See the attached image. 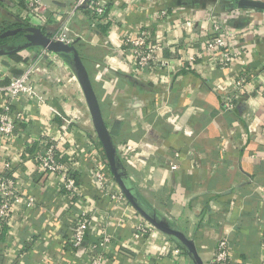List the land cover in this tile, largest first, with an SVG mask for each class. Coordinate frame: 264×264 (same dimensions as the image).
I'll list each match as a JSON object with an SVG mask.
<instances>
[{"label": "crops", "instance_id": "obj_1", "mask_svg": "<svg viewBox=\"0 0 264 264\" xmlns=\"http://www.w3.org/2000/svg\"><path fill=\"white\" fill-rule=\"evenodd\" d=\"M75 1L40 0L33 13L25 0H0V16L3 21L24 19L52 37L59 24L55 10L66 12ZM98 1L111 16L92 28L87 9L81 7L72 19L70 36L105 123L109 128L119 123L114 144L131 141L134 146L128 147V154L146 160V165L133 166L122 161L139 196L194 242L202 264H218L213 258L220 239L228 242L223 264H259L264 236V204L258 189L264 185V10L226 19L228 4L236 0ZM161 10L168 15L158 19ZM209 15L243 31L233 44L238 57L228 69H221L209 55L185 69L180 60L197 52L210 36ZM185 21H191L186 31L178 26L165 32L171 45L157 52V79L135 72L120 50L123 38L141 28L155 33ZM38 51L28 49L26 55L32 52V57L19 62L0 58V84L20 75L13 70L23 71V64ZM56 67L46 61L34 74L36 97L11 100L0 93V110L9 103L12 112L26 116L0 143V170L4 162L10 164L20 196L0 230V264H90V246L102 234L110 237L96 251L104 256L103 264H191L185 252L175 253L171 237L158 230L134 239L133 227L144 219L130 204H118L100 190L91 174L97 139L86 119L73 118L76 111L84 118L89 115L84 98L68 80L69 72ZM243 68L255 80L246 85L234 110L226 112L222 97L230 89L228 75ZM70 120L64 159L70 160L77 178L76 196L60 188L57 175L40 173L33 161L41 134L58 138L64 135L59 127ZM29 198L32 206L26 205ZM84 210L89 229L82 246L72 248L70 226Z\"/></svg>", "mask_w": 264, "mask_h": 264}, {"label": "built area", "instance_id": "obj_2", "mask_svg": "<svg viewBox=\"0 0 264 264\" xmlns=\"http://www.w3.org/2000/svg\"><path fill=\"white\" fill-rule=\"evenodd\" d=\"M263 1L264 0H259ZM26 9L37 13L35 8L40 5V0H25ZM81 7H85L89 13L90 26L95 28L98 24L104 22L107 16H111L107 11L106 5L98 0H76L73 7L66 12L55 10V16L59 20L58 28L56 33L51 37L53 40H59L66 44H71L73 38H71V22L73 17L76 15L77 10ZM230 14L225 16L226 19H233L236 16H243L246 12H253L254 9L248 8H230ZM168 14L165 10H161L158 14L159 18L166 17ZM209 27V37L204 39L199 45V50L197 52H192L186 58L180 60V64L185 69H192L195 60L199 57L206 55L211 56L216 60V64L221 69H228L232 64L233 60L238 57V52L233 49V44L238 42L243 31L239 28L233 26H225L222 23L221 17H216L209 15L206 19ZM191 21H185L181 25L177 22H173L166 29H159L155 33L147 28H141L136 34L127 35L123 38L122 48L120 49L122 54H124L129 62V64L134 68L135 72L143 74L150 78L152 81L157 79V68H158V58L157 52L162 50L171 43L166 40V31H172L178 26H181L183 30H187L190 27ZM32 57V52L27 53L26 57L29 59ZM50 61L57 64V67L67 68V64L59 58L56 54L46 51L45 49L39 48L36 58H34L29 63H24L23 71L20 75L13 76L5 84H0V93L6 94L8 99L18 98L20 95L26 96H37V87L34 80V74L42 71V67L46 61ZM261 71V70H260ZM229 90L222 97L223 110L230 112L234 110L237 103L243 100L246 85L253 79L249 72L244 68L240 73L234 76H229ZM72 81L73 85L76 86L77 92L83 99V94L79 83L74 74L69 73V79ZM62 95L68 96L62 90ZM39 99V97H38ZM39 101H42L41 99ZM83 113L76 111L73 114V118L80 119L83 118ZM26 116L21 112H12L10 109V104L7 103L0 110V143L13 132L15 123H20L24 121ZM85 122H89L90 118L86 119ZM70 121L62 124L59 129L60 133L64 135H59L58 138L48 137L45 134H41L40 139L36 142V147L33 152V161L37 166L40 173L44 174H55L59 177L60 188L70 195L76 196L78 193V184L73 177V172L70 168V160L65 159L63 162H59V158H64L66 153L64 139L65 132L67 130ZM91 125V124H90ZM134 146V143L127 141L124 144L116 146L117 155L121 161H126L130 165H146L145 158L141 156L129 155L128 147ZM93 166L91 174L95 179L100 190L106 195L110 194V198L113 199L118 204L128 205V201L120 191H112L113 186H118L112 177L108 164L104 159V154L102 148L99 145H93ZM153 167H150L152 170ZM12 168L9 163L4 162L2 170H0V230L5 227L8 223V218L12 213L13 204L18 203L20 196L15 189L14 177L11 172ZM258 189L262 191L261 200L264 204V185L258 186ZM27 206L33 205V199L29 198L26 202ZM88 226V214L87 211H81L78 213L72 224L70 226V246L72 248H80L85 241ZM155 228L150 225L147 221L141 220L140 223L133 227V238L139 239L141 237L149 236L150 233L155 232ZM110 242V237L107 234H102L95 244L90 246L91 253L89 255L90 264H103L104 256L101 253L96 252L99 248L105 246V244ZM171 243L172 242H165ZM260 248V261L259 264H264V236L259 244ZM176 254H182L184 251L178 246L174 247ZM228 256V242L225 239H220L216 251L214 254V263L223 264L226 262Z\"/></svg>", "mask_w": 264, "mask_h": 264}, {"label": "water", "instance_id": "obj_3", "mask_svg": "<svg viewBox=\"0 0 264 264\" xmlns=\"http://www.w3.org/2000/svg\"><path fill=\"white\" fill-rule=\"evenodd\" d=\"M229 7L248 8L264 10V2L259 0H236L235 3L230 2ZM24 32L23 42L11 43L0 47V56L17 53L28 48H42L46 51L52 52L58 56H65L68 63L79 83L87 110L90 116L91 126L94 135L102 148L103 154L106 158L110 173L117 183L120 191L131 207L150 225H152L159 232L175 239L183 248V251L188 256L191 264H202L194 242L189 239L180 229L172 225L165 218L159 216L151 208H149L139 196L135 186L128 178L122 161L117 155L116 145L114 144L108 126L106 125L102 116L99 103L93 89L88 72L79 56L75 47V42L66 44L59 40H53L50 36L43 33L42 30L35 26L29 25L25 28L16 27L5 30L0 37H10L16 35L18 32ZM14 72L21 74L22 70L16 69ZM127 78L133 83L145 86V84L132 76Z\"/></svg>", "mask_w": 264, "mask_h": 264}, {"label": "trees", "instance_id": "obj_4", "mask_svg": "<svg viewBox=\"0 0 264 264\" xmlns=\"http://www.w3.org/2000/svg\"><path fill=\"white\" fill-rule=\"evenodd\" d=\"M230 1H234V0H230ZM14 23H16V26L17 27H22V28H25V27H27V26H29L30 24H29V22L28 21H26V20H24V19H15L14 20ZM15 26V27H16ZM9 28V27H8ZM23 35H24V32L22 31V32H18L16 35H14V36H10V37H12L13 38V40L14 41H12V42H10V43H14V42H23L24 41V38H23ZM49 36V35H48ZM30 49H33V48H29V50ZM24 51V50H23ZM9 58H11V59H13L14 61H21V60H23V59H25L26 60V52L24 53V52H17V53H12L11 55H9L8 56ZM61 58L63 59V61L65 62V63H67V64H69L68 63V59H67V57H65V56H61ZM107 125V124H106ZM108 126V125H107ZM118 126H119V123L118 122H114L113 124H112V126L109 128V131H110V135H111V137H112V139H113V136H115L116 135V133H117V129H118ZM97 141V143H98V145L100 146V143L98 142V140H96ZM114 141V140H113ZM101 147V146H100ZM104 156V155H103ZM104 159L106 160V158H105V156H104ZM58 161L59 162H63V161H65V159L64 158H59L58 159ZM107 162V161H106ZM124 166V165H123ZM125 168V167H124ZM73 177H74V179L76 180V182H77V178L74 176V174H73ZM174 242H175V244L180 248V249H182L183 250V248L181 247V245L175 240V239H173V238H171Z\"/></svg>", "mask_w": 264, "mask_h": 264}, {"label": "rangeland", "instance_id": "obj_5", "mask_svg": "<svg viewBox=\"0 0 264 264\" xmlns=\"http://www.w3.org/2000/svg\"><path fill=\"white\" fill-rule=\"evenodd\" d=\"M16 26V23H14V20H6V21H3L2 20V18H1V16H0V35H1V33L2 32H4L5 30H8V29H13V28H16L15 27ZM9 27V28H8ZM12 41H14L13 40V38L12 37H4V38H1L0 37V45H7V44H11L10 42H12ZM2 48H4V47H2ZM29 49V48H28ZM28 49H24V51L23 50H21V51H19V52H26ZM11 55V54H10ZM9 55H2V56H0V58L1 59H9V57H8ZM11 59V58H10ZM62 59V58H61ZM13 60V59H12ZM63 60V59H62ZM49 61V60H48ZM67 64V63H66ZM67 68L65 67L64 69L67 71V72H69L70 74L72 73V74H74L73 73V71H72V69H71V67H70V65L69 64H67ZM57 68V67H56ZM84 98V97H83ZM86 104V103H85ZM87 107V106H86ZM88 118H90V116L89 115H85V118L83 117V118H81V120H83L84 121V119H88ZM88 124H89V122H88ZM90 124H91V121H90ZM90 124H89V126H90ZM91 127V126H90Z\"/></svg>", "mask_w": 264, "mask_h": 264}, {"label": "flooded vegetation", "instance_id": "obj_6", "mask_svg": "<svg viewBox=\"0 0 264 264\" xmlns=\"http://www.w3.org/2000/svg\"><path fill=\"white\" fill-rule=\"evenodd\" d=\"M14 43H17V42H14ZM6 45V44H5ZM4 44L3 45H0V47H3V46H5Z\"/></svg>", "mask_w": 264, "mask_h": 264}]
</instances>
